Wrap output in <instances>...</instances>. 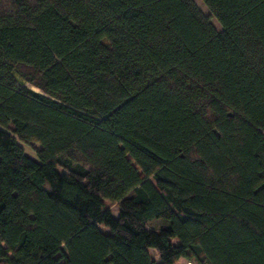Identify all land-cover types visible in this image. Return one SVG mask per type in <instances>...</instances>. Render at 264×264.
Listing matches in <instances>:
<instances>
[{"label": "trees", "instance_id": "obj_1", "mask_svg": "<svg viewBox=\"0 0 264 264\" xmlns=\"http://www.w3.org/2000/svg\"><path fill=\"white\" fill-rule=\"evenodd\" d=\"M201 2L0 0V264H264V0Z\"/></svg>", "mask_w": 264, "mask_h": 264}, {"label": "rangeland", "instance_id": "obj_2", "mask_svg": "<svg viewBox=\"0 0 264 264\" xmlns=\"http://www.w3.org/2000/svg\"><path fill=\"white\" fill-rule=\"evenodd\" d=\"M194 2L196 3V5L199 7V9H200L204 14H206V15L209 16V12L206 10V8H205V6L203 5V3L201 2V0H194ZM211 23L213 24V26H214L217 30H220L219 25L216 23V21H215L214 19H211ZM31 89L34 90V91H38V90H36V89L33 88V87H31ZM20 145L23 147L25 153H26L30 158H33V159L36 158L35 153H36V150L39 148V146H38L37 144H20ZM111 209H112V214H113V216H114L115 218H117V216H118V212H117V208H116V206H115V205H112V206H111ZM152 253H153V255H154V260H156V259H157V256H156L157 254H156V252H155V251H152ZM178 263H179V264H187V263L185 262V260H183V259H177V260H175V261L173 262V264H178Z\"/></svg>", "mask_w": 264, "mask_h": 264}]
</instances>
